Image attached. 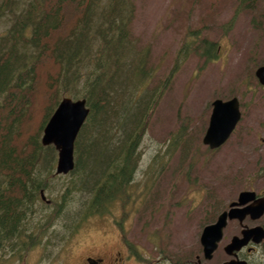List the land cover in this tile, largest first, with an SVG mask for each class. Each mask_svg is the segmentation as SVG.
<instances>
[{"label": "rangeland", "instance_id": "obj_1", "mask_svg": "<svg viewBox=\"0 0 264 264\" xmlns=\"http://www.w3.org/2000/svg\"><path fill=\"white\" fill-rule=\"evenodd\" d=\"M128 1L134 8L129 22L131 39L135 48H142L147 55L145 70L152 71L147 93L165 84L174 70L138 149L139 167L131 182L133 202L123 210L118 200L112 212L104 214L108 219L97 214L54 219L50 207L38 198L27 214L32 224L28 229L46 236L55 231L59 248H73L77 241L103 231L114 234L121 230L136 246L142 264L195 263L198 257L203 259L204 227L214 223L241 191L264 193V85L255 75L264 65V0ZM5 26L0 22V32ZM199 30L198 37L195 32ZM202 38L219 43L217 59L202 56L200 49H192L185 58L179 53L186 44L190 48L200 46ZM72 89L64 90L62 98H74ZM234 96L241 102V120L224 145L210 149L203 138L212 102ZM121 134L113 136V145L123 138ZM46 152L37 170L46 180V188H41L49 199L56 200L71 175L56 174L58 155L52 149ZM71 205L77 207L79 203ZM57 210L55 206L54 212ZM48 219H53L50 225ZM244 224L264 226V216L255 221L247 218ZM41 225L43 230L38 229ZM241 229L238 220L229 221L208 264L229 259L224 246L234 235H240ZM70 235H75L74 239H68ZM75 247L79 250L81 245ZM10 250L4 249L2 260L20 264L21 254ZM66 254L59 250L55 264H69ZM37 256L29 257L36 260ZM255 256V264H264V242ZM41 264L51 263L43 260Z\"/></svg>", "mask_w": 264, "mask_h": 264}, {"label": "trees", "instance_id": "obj_2", "mask_svg": "<svg viewBox=\"0 0 264 264\" xmlns=\"http://www.w3.org/2000/svg\"><path fill=\"white\" fill-rule=\"evenodd\" d=\"M133 15L128 0L1 1L0 22L6 26L0 32V264H6L4 249L16 253L42 239L29 234L27 214L46 183L37 170L43 153L52 149L57 155L53 146H43L41 134L66 89L73 88L74 99L86 98L90 113L77 138L75 169L52 200L54 216L104 215L118 200L123 210L133 202L138 149L174 77L173 70L165 84L147 93L152 71L145 70L147 55L131 39ZM201 42L179 53L185 58L200 49L217 59L219 43ZM119 134L123 138L113 145Z\"/></svg>", "mask_w": 264, "mask_h": 264}, {"label": "water", "instance_id": "obj_3", "mask_svg": "<svg viewBox=\"0 0 264 264\" xmlns=\"http://www.w3.org/2000/svg\"><path fill=\"white\" fill-rule=\"evenodd\" d=\"M256 76L264 85V65L257 69ZM212 105L210 122L203 142L211 148H217L227 141L241 119L240 102L237 97H233L228 100L216 99ZM89 111L85 98L73 100L70 97H64L47 122L42 143L43 145L54 144L58 149L57 173L66 174L74 169L75 140ZM42 196L45 198L43 192ZM255 199L256 193L254 191H242L238 201L231 204L229 211H223L216 222L204 228L201 244L206 260L212 259L214 251L218 248L228 219H239L243 223L248 215L252 219H258L264 214V197ZM251 201L253 202L250 204ZM263 239L264 228L262 226L245 227L242 231V237L234 236L225 250L231 255L242 249L250 240L260 243ZM228 264H247V262L232 259Z\"/></svg>", "mask_w": 264, "mask_h": 264}, {"label": "flooded vegetation", "instance_id": "obj_4", "mask_svg": "<svg viewBox=\"0 0 264 264\" xmlns=\"http://www.w3.org/2000/svg\"><path fill=\"white\" fill-rule=\"evenodd\" d=\"M264 193H257L256 199L263 196ZM255 199V200H256ZM54 216V208H53ZM111 234L110 231H103L99 236H88L83 241L79 240L75 244L77 247H58L59 237L56 232L46 233H33L29 231L30 235L42 236V239L38 241V244L29 248H19L21 254L20 264H41V262L47 261L51 264H55L59 260V250L61 253H67L66 258L69 260V264H142L138 260V254L136 252V246L132 242H128L124 237L123 231H114ZM75 235H70L68 239H74ZM32 242V241H31ZM37 242V241H35ZM133 244V245H132ZM258 246H248L246 249L247 253H243L244 249L238 252V258L244 259L248 264H255V253ZM69 251V252H66ZM38 255L36 260H31L29 256ZM63 261L66 258L61 257ZM199 257L197 258V261ZM228 260V259H227ZM225 260L222 264H226L228 261ZM36 261V262H35ZM32 262V263H31ZM198 262L186 264H197Z\"/></svg>", "mask_w": 264, "mask_h": 264}]
</instances>
